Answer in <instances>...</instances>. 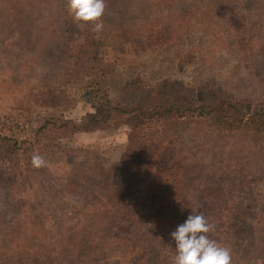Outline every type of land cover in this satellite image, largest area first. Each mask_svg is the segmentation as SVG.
Instances as JSON below:
<instances>
[{
    "label": "rangeland",
    "instance_id": "rangeland-1",
    "mask_svg": "<svg viewBox=\"0 0 264 264\" xmlns=\"http://www.w3.org/2000/svg\"><path fill=\"white\" fill-rule=\"evenodd\" d=\"M105 3L104 29L95 38L109 80L102 92L89 93L92 88L85 92L66 77L80 48L89 46L91 31L73 22L64 0H0V136L12 130L18 147L21 141L27 147L47 115L63 127L60 138L56 130L48 137L53 148L43 156L45 167L33 168L31 156L11 158L0 170V264L47 258L54 264H172L171 233L199 212L214 226L209 238L229 248L231 264H264V142L248 151L236 145L230 153V144L215 146L200 139L201 131L182 129L176 145L181 160L195 161L199 172L190 168L170 204L149 207L150 219L122 222L107 198L140 195L120 191L118 176L108 171L126 150L130 127L118 111L140 100L137 86L209 82L264 102V0ZM66 86L71 104H34V95L57 96ZM107 96L111 119L86 130L87 117L97 114L94 105ZM137 158L125 167L136 168ZM100 164L108 172L101 174Z\"/></svg>",
    "mask_w": 264,
    "mask_h": 264
},
{
    "label": "trees",
    "instance_id": "trees-1",
    "mask_svg": "<svg viewBox=\"0 0 264 264\" xmlns=\"http://www.w3.org/2000/svg\"><path fill=\"white\" fill-rule=\"evenodd\" d=\"M86 39L90 40L89 46L80 48L81 52L70 63L66 77L71 85L78 86L85 92L89 88H92L89 93L102 92L104 88L102 83L109 78L102 68L103 58L98 53L101 41L95 38L92 31L86 34ZM84 71L90 79H85ZM134 90L141 91L140 100L138 99L131 109H126L122 113L118 111L119 118L124 115L126 124L130 127L127 147L120 160L108 170L110 175L118 176L114 186L120 188V191H129L131 194V191L136 189V193L140 194L139 197L108 194L113 213L118 214L122 222H132L145 217L150 219L153 214L150 215V211L147 210L149 207L156 203L170 204L172 192L180 191L186 185L188 171L193 167L194 172L196 167L195 161L190 165L189 162L181 160L180 149L176 145L182 142L177 136L182 129L192 128L201 131L200 139L207 143L211 140L215 146L221 141L230 144V153L234 151L236 145L242 144V148L246 147L244 151H248V148L255 149V146L259 147L264 142V102L254 98L250 100L232 96L228 91L211 86L209 82L197 86L188 84L183 86L177 82L167 81L154 89L150 87L141 89L137 86ZM66 91L58 92L57 96L50 92L39 95L40 98L34 95V104L38 105V99H41V104L53 109L58 107V105L54 107L53 102L62 99L63 103L69 105L73 100L67 86ZM99 99L100 101L94 105L98 107L96 116L87 117L89 122L86 130L96 128L94 125L99 121L111 119L112 101L108 96ZM47 117H44V125L39 123L32 131L34 145L27 143V147H24L26 141H21L22 145L18 147L19 137L15 136L12 130L5 129V132L9 133L7 137L4 136L6 133L0 136V170L9 159L11 161V158L27 160V157L32 156L33 150L39 155L48 156L47 153L53 148L47 141L50 133L56 130L55 136L60 138L59 132L63 127L57 126L51 115ZM21 130L19 135H24L26 131ZM196 135L198 136V133ZM235 139L237 140L234 141ZM15 146L18 147L17 150H14ZM59 151L64 153L63 150ZM132 157H138V166L126 168V162ZM5 161L7 162L4 163ZM94 161L98 164L97 158ZM17 169V173L21 175V169ZM98 169L101 174L108 172L101 164ZM230 187H234V183ZM110 188L105 187L106 190ZM154 190H158L157 195H153ZM54 262L55 260L47 258L34 264Z\"/></svg>",
    "mask_w": 264,
    "mask_h": 264
},
{
    "label": "clouds",
    "instance_id": "clouds-1",
    "mask_svg": "<svg viewBox=\"0 0 264 264\" xmlns=\"http://www.w3.org/2000/svg\"><path fill=\"white\" fill-rule=\"evenodd\" d=\"M64 6L73 22L82 30L90 29L99 34L104 29L105 0H64ZM42 155L34 153L31 165L35 169L46 166ZM214 230L203 212L189 215L187 220L171 233L176 255L172 264H231L229 248L210 239Z\"/></svg>",
    "mask_w": 264,
    "mask_h": 264
}]
</instances>
